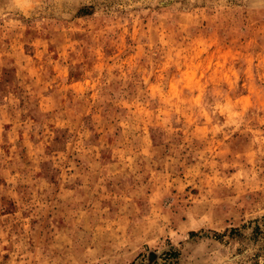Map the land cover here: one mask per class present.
<instances>
[{"label":"rangeland","instance_id":"374dc122","mask_svg":"<svg viewBox=\"0 0 264 264\" xmlns=\"http://www.w3.org/2000/svg\"><path fill=\"white\" fill-rule=\"evenodd\" d=\"M264 0H0V264H263Z\"/></svg>","mask_w":264,"mask_h":264},{"label":"trees","instance_id":"16d2710c","mask_svg":"<svg viewBox=\"0 0 264 264\" xmlns=\"http://www.w3.org/2000/svg\"><path fill=\"white\" fill-rule=\"evenodd\" d=\"M264 264V263H263Z\"/></svg>","mask_w":264,"mask_h":264}]
</instances>
